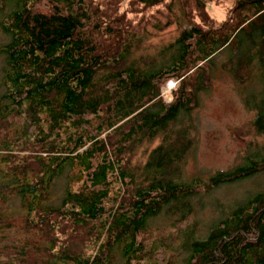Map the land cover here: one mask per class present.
I'll return each mask as SVG.
<instances>
[{"label":"trees","instance_id":"trees-1","mask_svg":"<svg viewBox=\"0 0 264 264\" xmlns=\"http://www.w3.org/2000/svg\"><path fill=\"white\" fill-rule=\"evenodd\" d=\"M220 56L263 140L186 182ZM263 174L264 0H0V264H264V186L203 236L192 219Z\"/></svg>","mask_w":264,"mask_h":264},{"label":"rangeland","instance_id":"rangeland-1","mask_svg":"<svg viewBox=\"0 0 264 264\" xmlns=\"http://www.w3.org/2000/svg\"><path fill=\"white\" fill-rule=\"evenodd\" d=\"M210 13L219 20L225 18V9L216 5H210ZM184 23L186 24L185 20ZM176 34L177 25H174L154 36L152 41L156 44L167 43ZM221 61L222 56L215 59L214 65L211 66L213 75L211 88L201 93L200 104L190 115L196 142L183 168L182 175L186 182L198 178L208 179L216 172L237 168L244 162L247 144L254 139L259 142L263 140L255 136L253 125L255 111L245 106L244 95L229 74L221 69ZM177 86L178 81L175 79H170L166 83L163 92L166 102L172 99L171 92ZM252 148L256 150L255 147ZM263 186L264 174L232 185L221 186L205 197L202 204L196 206L192 217L197 224L195 235L203 236L212 228L215 221L225 216L224 207L239 204L248 194L251 195ZM197 202L196 200L194 205ZM165 218L159 219L160 224L167 220ZM169 222L168 220L163 223L166 232L173 231V228H169L172 227L169 226ZM156 260L162 263L164 260L165 263L167 254L156 253ZM113 264L123 263L118 259Z\"/></svg>","mask_w":264,"mask_h":264}]
</instances>
